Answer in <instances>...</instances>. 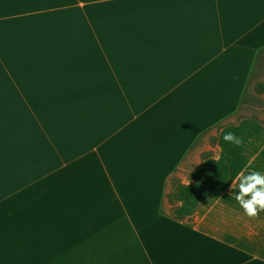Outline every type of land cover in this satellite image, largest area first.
Returning a JSON list of instances; mask_svg holds the SVG:
<instances>
[{
  "label": "crops",
  "instance_id": "0c3cea01",
  "mask_svg": "<svg viewBox=\"0 0 264 264\" xmlns=\"http://www.w3.org/2000/svg\"><path fill=\"white\" fill-rule=\"evenodd\" d=\"M263 48L264 0H0V264H264Z\"/></svg>",
  "mask_w": 264,
  "mask_h": 264
},
{
  "label": "clouds",
  "instance_id": "9594fccd",
  "mask_svg": "<svg viewBox=\"0 0 264 264\" xmlns=\"http://www.w3.org/2000/svg\"><path fill=\"white\" fill-rule=\"evenodd\" d=\"M223 139L235 146L243 143L242 137H238L234 132L225 133ZM231 187L233 189L238 187L239 191L235 199L246 216L254 219L264 211V174L259 171L248 174L242 172L235 178Z\"/></svg>",
  "mask_w": 264,
  "mask_h": 264
},
{
  "label": "trees",
  "instance_id": "16d2710c",
  "mask_svg": "<svg viewBox=\"0 0 264 264\" xmlns=\"http://www.w3.org/2000/svg\"><path fill=\"white\" fill-rule=\"evenodd\" d=\"M263 52H264V48L258 52V55L256 57V61L254 63V66H253V69H252V72L250 75V78L248 79V82L246 84V88L243 92L240 104L238 106V109L234 113L235 120H233V121L227 120L224 123H219L217 128H220L225 124H230V123L240 121L242 119H253V120H257V121L264 123V118L260 115L261 114L260 111H264V105H257L255 103H253L255 100L251 99V97H253V96L249 93L251 78L255 74V70L258 66L259 60H260ZM254 91L257 94H263L264 95V80H260V81H257L255 83ZM206 132H203L201 135H204ZM249 172H252V171L251 170H245L243 173L248 174ZM238 191H239L238 187L236 189H233L231 187L228 190L229 194H231V195H236L238 193Z\"/></svg>",
  "mask_w": 264,
  "mask_h": 264
},
{
  "label": "rangeland",
  "instance_id": "374dc122",
  "mask_svg": "<svg viewBox=\"0 0 264 264\" xmlns=\"http://www.w3.org/2000/svg\"><path fill=\"white\" fill-rule=\"evenodd\" d=\"M264 80V52L261 55L255 74L251 78L249 93L253 96L251 99L255 100L253 103L257 105H264V95L257 94L254 91V86L257 81ZM258 107V106H257ZM260 115L264 118V111H260Z\"/></svg>",
  "mask_w": 264,
  "mask_h": 264
}]
</instances>
